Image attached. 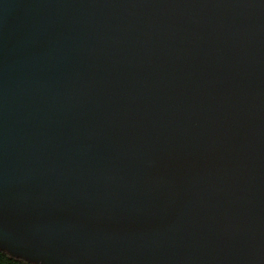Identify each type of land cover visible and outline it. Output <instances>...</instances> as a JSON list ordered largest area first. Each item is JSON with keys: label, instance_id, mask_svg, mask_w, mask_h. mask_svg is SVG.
Returning a JSON list of instances; mask_svg holds the SVG:
<instances>
[{"label": "water", "instance_id": "water-1", "mask_svg": "<svg viewBox=\"0 0 264 264\" xmlns=\"http://www.w3.org/2000/svg\"><path fill=\"white\" fill-rule=\"evenodd\" d=\"M0 249L264 264V0H0Z\"/></svg>", "mask_w": 264, "mask_h": 264}, {"label": "trees", "instance_id": "trees-1", "mask_svg": "<svg viewBox=\"0 0 264 264\" xmlns=\"http://www.w3.org/2000/svg\"><path fill=\"white\" fill-rule=\"evenodd\" d=\"M0 264H32V262L12 256L7 251L0 249Z\"/></svg>", "mask_w": 264, "mask_h": 264}]
</instances>
